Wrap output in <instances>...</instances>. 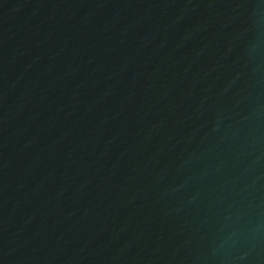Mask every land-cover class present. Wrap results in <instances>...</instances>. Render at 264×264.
Here are the masks:
<instances>
[{
	"label": "water",
	"instance_id": "obj_1",
	"mask_svg": "<svg viewBox=\"0 0 264 264\" xmlns=\"http://www.w3.org/2000/svg\"><path fill=\"white\" fill-rule=\"evenodd\" d=\"M0 264H264V0H0Z\"/></svg>",
	"mask_w": 264,
	"mask_h": 264
}]
</instances>
